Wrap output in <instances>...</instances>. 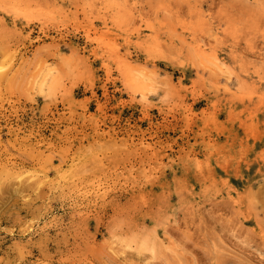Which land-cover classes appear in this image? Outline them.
Here are the masks:
<instances>
[{
	"label": "rangeland",
	"instance_id": "374dc122",
	"mask_svg": "<svg viewBox=\"0 0 264 264\" xmlns=\"http://www.w3.org/2000/svg\"><path fill=\"white\" fill-rule=\"evenodd\" d=\"M0 264H264V0H0Z\"/></svg>",
	"mask_w": 264,
	"mask_h": 264
},
{
	"label": "bare ground",
	"instance_id": "6f19581e",
	"mask_svg": "<svg viewBox=\"0 0 264 264\" xmlns=\"http://www.w3.org/2000/svg\"><path fill=\"white\" fill-rule=\"evenodd\" d=\"M1 1H3V0H1ZM4 1H5V0H4ZM4 3H5V2H4ZM16 3H17V2H16ZM16 5H17V4H16ZM16 5H15V6H16ZM98 185H99V184H98ZM96 188H97V187H96ZM99 189H100V188H99Z\"/></svg>",
	"mask_w": 264,
	"mask_h": 264
}]
</instances>
